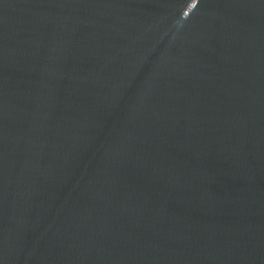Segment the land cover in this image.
<instances>
[{
    "label": "water",
    "instance_id": "1",
    "mask_svg": "<svg viewBox=\"0 0 264 264\" xmlns=\"http://www.w3.org/2000/svg\"><path fill=\"white\" fill-rule=\"evenodd\" d=\"M0 264H264V0H0Z\"/></svg>",
    "mask_w": 264,
    "mask_h": 264
}]
</instances>
